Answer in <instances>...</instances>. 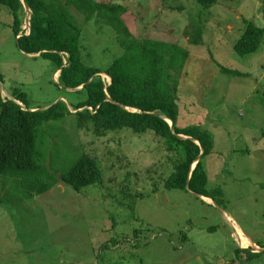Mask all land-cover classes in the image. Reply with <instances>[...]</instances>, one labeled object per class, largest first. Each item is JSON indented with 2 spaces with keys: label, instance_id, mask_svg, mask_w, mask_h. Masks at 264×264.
Segmentation results:
<instances>
[{
  "label": "rangeland",
  "instance_id": "1",
  "mask_svg": "<svg viewBox=\"0 0 264 264\" xmlns=\"http://www.w3.org/2000/svg\"><path fill=\"white\" fill-rule=\"evenodd\" d=\"M97 1L127 7L124 21L139 40L189 51L176 73L178 125L210 132L207 188H221L219 206L244 232L239 227L236 236L264 249V43L248 55L234 49L249 23L264 27V0H218L208 9L197 0ZM70 11L82 30L85 64L105 69L124 54L114 28L98 15L88 22ZM23 18L28 32L25 9ZM13 22L0 5V93L23 92L35 110L67 98L54 65L19 49ZM198 27L204 35L196 46L189 32ZM45 127L52 130L39 134L44 163L55 175L87 153L97 159L103 182L81 191L60 182L27 197V187L0 175V264H264V253H239L231 226L212 203L167 187L179 158L165 138L128 128L97 136L76 128L71 117Z\"/></svg>",
  "mask_w": 264,
  "mask_h": 264
},
{
  "label": "trees",
  "instance_id": "2",
  "mask_svg": "<svg viewBox=\"0 0 264 264\" xmlns=\"http://www.w3.org/2000/svg\"><path fill=\"white\" fill-rule=\"evenodd\" d=\"M25 1L32 11L31 30L28 35L23 30L22 1L0 0V5L12 12V28L19 49L31 55L42 52L39 58L50 61L55 67V73L61 69L59 86L68 96L65 99L72 104L75 111L86 109L73 113L66 102L59 101L47 110H35L37 108L28 107L23 92L14 91L11 96L26 106L27 110H24L17 102L3 97L0 93V175L16 179L27 187V197L45 194L60 182L75 191L102 184L103 171L97 159L87 153L79 156L71 169L60 175H55L44 163L47 152L42 147L40 132L52 130L53 126L46 130L45 125L71 117L75 119L76 128L92 130L97 136L124 128L137 134L153 131L166 139L171 151L177 152L179 158L167 187L190 193L187 190V183L190 182L193 193L212 198L221 204L224 194L221 188H207L209 179L203 165V158L211 153L214 146L212 135L199 126L182 128L178 125L179 82L176 73H180L185 67L189 51L149 38H136L124 21L123 17L127 15L128 8L122 5L97 0ZM197 2L208 9L216 5L218 0ZM70 8L82 13L88 22L98 15V19L113 27L124 54L105 69L85 64L81 52L82 30ZM192 29L189 32L192 45H201L204 29ZM21 33L22 36L18 38ZM263 43L264 27L251 22L234 49L239 55H248L258 51ZM221 71L234 77L243 76L238 71L224 67ZM101 73L111 77L110 86L99 75ZM3 81L0 71V82ZM81 86L84 89L80 91L66 90ZM71 95L76 96L75 100H72ZM108 96L117 103L138 111L122 109L108 101ZM155 114L171 119L177 134L192 137L205 148L202 160L192 174V166L201 153V147L192 140H180L172 133L169 123ZM262 135L264 139V132ZM139 235L136 231V238ZM238 251L258 254H254L251 249L239 248Z\"/></svg>",
  "mask_w": 264,
  "mask_h": 264
},
{
  "label": "water",
  "instance_id": "3",
  "mask_svg": "<svg viewBox=\"0 0 264 264\" xmlns=\"http://www.w3.org/2000/svg\"><path fill=\"white\" fill-rule=\"evenodd\" d=\"M21 1H22L23 6H24V9H25V11H26V14H27L26 26H27V28H29V31H28V33H26V34L28 35V34H30V30H31V14H32V11H31L29 5L26 3L25 0H21ZM21 36H22V33L18 36V38L21 37ZM26 55H28L29 57H40V56L42 55V52L39 53V54H35V55H31V54H26ZM61 71H62L61 69L58 71V72L60 73L59 75H61ZM99 75H101V76L106 75V76H108V77L111 79V77H110L108 74H106V73H101V74H99ZM56 81L59 83V80H58V79H56ZM111 84H112V79H111V81L109 82L108 86H110ZM82 89H84V86H81V87H78V88H75V89H70V88H68V89H66V90L71 91V92H76V91H80V90H82ZM6 96H7V98H8L9 100H13V101L17 102L19 105H21V107H22L24 110H27L26 106H25L23 103H21L20 101H17V100H16L14 97H12L11 95H8V94H7ZM59 101H64V102H66V103L68 104V107H69L70 111L73 112V113H76V112H79V111H83L84 109H86V108H84V109H80V110H78V111H75L74 108H73V106H72V104H71L69 101H67V99H65V98H61ZM59 101H57L56 103H58ZM108 101H110V102H112V103H114V104H117V105L120 106L122 109L132 110V109H129V108H127V107H125V106H123V105L117 103L116 101L112 100L109 96H108ZM56 103H55V104H56ZM53 105H54V104H53ZM50 107H52V105L49 106V107H46V108H44V109H42V110H47V109H49ZM133 110H134L135 112L138 111V110H136V109H133ZM155 115H156L157 117H159V118H162V119L166 120V121L169 122V123L171 122V131H172V133H173L174 135H176L180 140H187V139H189V140H192L193 142H195L196 144H198V145L201 147V153H200V155L198 156L197 160L195 161L194 165L192 166V171H191V174H192V172H193L194 169L196 168L197 164L202 160V157H203V155H204V153H205V148H204V147H203V146H202L197 140H195L194 138L189 137V136H185V135H182V134H177V132H176V127H175V125H174V122H173L171 119L167 118L165 115H162V114H155ZM190 177H191V176H190ZM187 190H189V192H190L192 195L196 196V197H199V198H201V199H203V198H207V197L200 196V195H198V194H196V193H193V192L190 190V182L187 183ZM209 199H211V198H209ZM211 200H212V204L220 210V212H221L222 215L224 216L226 222L229 224V226H231V228H232V230H233V232H234V235H233V236L236 237L237 243H238V245H239V247H240L241 249H251L252 252H264V249L259 248V247H258V249L255 248V247H252V248H243V247L241 246L239 240H238V237L236 236L237 231H236L235 227L233 226L231 220H229V216H228V214H227V213H226V212H225V211L219 206V204H218L216 201H214V199H211Z\"/></svg>",
  "mask_w": 264,
  "mask_h": 264
},
{
  "label": "bare ground",
  "instance_id": "4",
  "mask_svg": "<svg viewBox=\"0 0 264 264\" xmlns=\"http://www.w3.org/2000/svg\"><path fill=\"white\" fill-rule=\"evenodd\" d=\"M26 28H27V26H26ZM23 29H24V28H23ZM28 29H29V28H28ZM58 74H60V73H58ZM106 77H108V76H106ZM108 78H109V77H108ZM109 82H110V78H109ZM168 123H169V122H168ZM169 125H170V127H171V122L169 123ZM204 200H206V201L212 203V200L209 199V198H204ZM214 201H215V200H214ZM229 220H231L233 226L235 227V229H236V231H237V235H240V229H239V226H238V225L232 220L231 217H229ZM241 232H243V231L241 230ZM243 233H244V232H243ZM246 236H247V235H246ZM247 237H248V236H247ZM238 240H239L241 246L244 247V248H248V247L250 248V246H252L251 244H248L247 242L243 241L242 238H241V236H239ZM250 241H251V240H250ZM251 243H252V241H251ZM252 244H253V243H252ZM253 246H254V245H253Z\"/></svg>",
  "mask_w": 264,
  "mask_h": 264
},
{
  "label": "crops",
  "instance_id": "5",
  "mask_svg": "<svg viewBox=\"0 0 264 264\" xmlns=\"http://www.w3.org/2000/svg\"><path fill=\"white\" fill-rule=\"evenodd\" d=\"M207 203H210V202H207ZM208 205H209V204H208ZM228 216L231 217L232 220H233V221L239 226V224H238L237 221L234 219V217H232V215H229V214H228ZM239 227H240V226H239ZM240 228H241V227H240ZM241 230H242V228H241ZM242 231H243V230H242Z\"/></svg>",
  "mask_w": 264,
  "mask_h": 264
}]
</instances>
